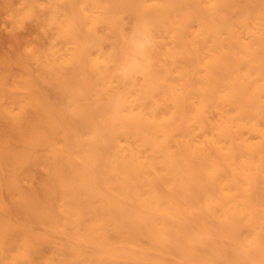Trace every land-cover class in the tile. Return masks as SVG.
<instances>
[{"label":"bare ground","instance_id":"1","mask_svg":"<svg viewBox=\"0 0 264 264\" xmlns=\"http://www.w3.org/2000/svg\"><path fill=\"white\" fill-rule=\"evenodd\" d=\"M0 12V264H264V0Z\"/></svg>","mask_w":264,"mask_h":264},{"label":"clouds","instance_id":"2","mask_svg":"<svg viewBox=\"0 0 264 264\" xmlns=\"http://www.w3.org/2000/svg\"><path fill=\"white\" fill-rule=\"evenodd\" d=\"M131 48V54L120 68L124 79H129L137 74L148 71L150 67V51L155 46L149 26L145 23L126 37Z\"/></svg>","mask_w":264,"mask_h":264},{"label":"rangeland","instance_id":"3","mask_svg":"<svg viewBox=\"0 0 264 264\" xmlns=\"http://www.w3.org/2000/svg\"><path fill=\"white\" fill-rule=\"evenodd\" d=\"M0 14H2V15H0V39H4V36H6L7 35V32H8V28L3 24L4 22H5V15L3 14V13H1L0 12ZM3 22V23H2ZM5 27V28H4ZM26 27H27V24L24 26V28H21V29H19V30H17V33H18V35H20V37H25L26 36V34L28 33L27 31H26ZM7 28V29H6ZM25 29V30H24ZM27 32V33H26ZM3 33V34H2ZM5 34V35H4ZM25 35V36H24ZM2 40H0V43L2 42ZM7 46H6V44L5 45H1L0 44V52H7L8 50H6L7 48H6ZM5 48V49H4ZM3 52V53H4Z\"/></svg>","mask_w":264,"mask_h":264}]
</instances>
